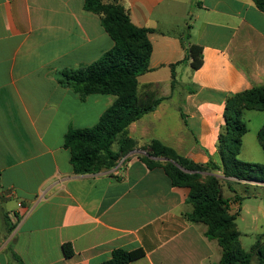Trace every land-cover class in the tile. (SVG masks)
Returning <instances> with one entry per match:
<instances>
[{
	"label": "crops",
	"instance_id": "1",
	"mask_svg": "<svg viewBox=\"0 0 264 264\" xmlns=\"http://www.w3.org/2000/svg\"><path fill=\"white\" fill-rule=\"evenodd\" d=\"M121 2L134 26L152 30L151 71L138 78V95L163 99L129 136L221 165L228 99L264 86V12L253 0ZM188 33L204 50L197 71L182 45ZM114 45L85 0H0V264H14L12 251L24 264H101L119 249L145 251L130 264L220 262L218 241L188 218L190 189L150 169L143 148L112 170L74 173L66 135L95 127L117 97H82L59 74L96 63ZM239 205L230 200L232 210Z\"/></svg>",
	"mask_w": 264,
	"mask_h": 264
},
{
	"label": "trees",
	"instance_id": "2",
	"mask_svg": "<svg viewBox=\"0 0 264 264\" xmlns=\"http://www.w3.org/2000/svg\"><path fill=\"white\" fill-rule=\"evenodd\" d=\"M264 12V0H253ZM88 11L101 15L102 24L114 40V48L96 63L78 70H65L59 74L60 84L72 87L82 97L91 94L114 95L117 101L102 116L93 128L68 132L65 146L71 151L74 173L78 175L99 173L116 168L136 149V142L129 137L128 129L134 122L153 112L163 99L143 100L138 95V78L149 73L152 55L150 29L133 25L130 13L121 0H85ZM190 34L182 37L187 51L186 60H191L193 71L204 65V50L189 42ZM177 65L172 66L173 86L176 84ZM264 111V86L228 99L225 110L224 132L219 138L221 165L211 162L199 165L179 155L174 149L153 140L146 148L144 162L150 169L162 167L176 187L190 189L188 203L193 212L190 221L207 226L206 236L217 240L223 255L218 264H251L255 256L264 264V246L259 241L250 253L240 242L241 234L236 221L240 212L231 214L230 199L224 196L222 182L264 183V164H252L238 157L243 147V138L249 132L244 119L246 111ZM264 151V126L258 135ZM118 150H114V145ZM226 179V180H225ZM239 202V197L235 199ZM240 203V202H239ZM66 257L74 255L71 244L64 246ZM14 264H24L12 251ZM145 256L142 249L135 251L115 250L111 259L101 264H130Z\"/></svg>",
	"mask_w": 264,
	"mask_h": 264
},
{
	"label": "rangeland",
	"instance_id": "3",
	"mask_svg": "<svg viewBox=\"0 0 264 264\" xmlns=\"http://www.w3.org/2000/svg\"><path fill=\"white\" fill-rule=\"evenodd\" d=\"M110 0H108V3ZM251 119V121H249ZM249 132L245 138V147L240 156L241 161L252 164H264V153L258 141V133L264 126V111H250L245 115ZM129 134V132H128ZM130 137V136H129ZM136 148H143L146 155L147 146L156 139L140 141L134 139ZM136 150V149H135ZM247 159L249 161H244ZM226 180V179H225ZM222 182L224 196L234 202L239 197V208L231 209V214L240 212L236 221L237 229L241 234L240 242L243 249L250 253L260 241L264 246V183L255 181H238L235 179ZM251 264H259V257L254 255Z\"/></svg>",
	"mask_w": 264,
	"mask_h": 264
},
{
	"label": "built area",
	"instance_id": "4",
	"mask_svg": "<svg viewBox=\"0 0 264 264\" xmlns=\"http://www.w3.org/2000/svg\"><path fill=\"white\" fill-rule=\"evenodd\" d=\"M19 207H22V205H21V204H19Z\"/></svg>",
	"mask_w": 264,
	"mask_h": 264
}]
</instances>
